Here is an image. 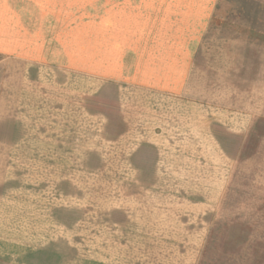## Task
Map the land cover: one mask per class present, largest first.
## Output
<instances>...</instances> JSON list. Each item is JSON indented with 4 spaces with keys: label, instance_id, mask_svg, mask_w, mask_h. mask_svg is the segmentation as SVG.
I'll return each mask as SVG.
<instances>
[{
    "label": "rangeland",
    "instance_id": "374dc122",
    "mask_svg": "<svg viewBox=\"0 0 264 264\" xmlns=\"http://www.w3.org/2000/svg\"><path fill=\"white\" fill-rule=\"evenodd\" d=\"M0 109V264H264V0H0Z\"/></svg>",
    "mask_w": 264,
    "mask_h": 264
},
{
    "label": "crops",
    "instance_id": "0c3cea01",
    "mask_svg": "<svg viewBox=\"0 0 264 264\" xmlns=\"http://www.w3.org/2000/svg\"><path fill=\"white\" fill-rule=\"evenodd\" d=\"M25 31L27 30L23 29L22 27L17 30L18 36L15 38L16 42L13 43V45L10 46L9 49L11 50V52H14L20 55L21 58L24 57L23 50H27L28 55L30 56H25V57H27L28 59L32 58L33 60H38V62H40L41 58H43L41 50L44 48V45L41 40V36L37 35V33L35 32H30V33L28 32L29 34H32L30 36L27 34L25 35L24 34ZM49 43H51V38L49 39ZM9 54L11 55L13 53H9ZM150 93H153L155 98L160 99L161 103L166 104L163 106L144 107L143 111L139 112L140 114H143V117L137 118L138 121L146 122L147 120L149 121L153 120L155 122L152 121V123H156V122L159 123L157 127L154 128L153 131H155L157 128L159 129L158 131L162 129L159 126L162 121H165L167 127H169L170 125H174L175 123L179 121V118H177L179 115L182 116V120L180 121L187 119V122L189 123V126L191 127V129L193 127H197V125L200 124L197 116L199 115V111L201 109L198 105H194L190 101L181 99V97L171 96L168 94L166 95V94H162L157 91H152ZM168 103H173L174 106H169ZM211 111L213 112L214 110H211ZM204 112L208 113V111L206 110ZM214 113L215 112H213V114ZM0 115H1V111H0ZM164 149H168L166 153H168V151L170 150L173 151V153L171 154L175 153L174 150L171 147H169L167 144L162 147L161 153H162V150ZM154 161H155V158L152 157L150 160L151 164ZM169 168H174V167H169Z\"/></svg>",
    "mask_w": 264,
    "mask_h": 264
}]
</instances>
